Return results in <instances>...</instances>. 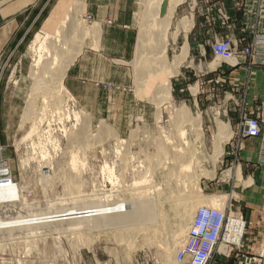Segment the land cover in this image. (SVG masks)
Masks as SVG:
<instances>
[{
    "label": "rangeland",
    "instance_id": "obj_1",
    "mask_svg": "<svg viewBox=\"0 0 264 264\" xmlns=\"http://www.w3.org/2000/svg\"><path fill=\"white\" fill-rule=\"evenodd\" d=\"M10 1L18 2L23 25L18 32L19 43L2 57L0 63V183L10 179L22 189L20 196L23 199L22 208L13 202L1 205V217L7 220L28 217L73 205L107 206L117 200H126L125 206L131 210L129 187L148 175L153 179L146 195L157 206L159 219L154 224H144L138 219L129 228L110 224L94 227L92 221L88 222V227L79 230H71L66 224H50L28 231L0 232V264H175V254L183 246L192 220L177 239L171 262H167L161 245L171 243L174 238L171 235L180 221L177 214L181 202L178 201L184 199V204L189 205L200 197L204 201L195 206L192 219L199 208L205 207L224 211L225 223L235 219L242 225L239 241L232 240L231 235H221L209 264H216L220 256L230 260L233 255L240 264H264V197L258 240L253 250L246 253L245 239L250 223L238 210L237 192L234 191L236 179H241V171L235 166L243 140L261 138L258 164L264 165V89L251 107L245 85L234 88L226 83L228 80L224 83L219 76H214L219 67L214 70L213 65L210 66L214 71H208L210 75L205 76L203 67L190 65V60L176 64L182 42L172 33L176 32L186 0L172 12L163 54L162 62L170 71L169 100L158 108L138 89L141 75L137 71L150 58L147 54H136V40L134 56L126 62L100 57L88 60L82 73L86 79H92L94 82L90 84L103 90L104 95L98 100L99 104L92 107H80L74 98L65 103L63 123L52 118L50 113L43 116L41 96L33 94L32 80L28 77L34 64L29 46L58 0H0V5ZM79 1H83L84 6L81 3L76 12V8L69 10L68 19L74 18L76 23L89 30L101 29L102 35L101 25L88 4L90 0ZM134 1L138 34L146 0ZM217 12L222 14L221 10ZM100 23L106 27L114 24L112 19ZM101 35L99 31V34L77 42L82 47L78 57L88 44H93L95 48L88 47L100 52L99 44L103 46L105 38ZM226 40L231 41L232 56L229 59L216 57L213 46ZM210 49L217 65L228 67L226 74L242 64L248 65V70L255 67L264 70V33L254 34L241 48L230 38H220L210 44ZM156 62L151 60L154 66L158 65ZM112 66L115 67L114 77L102 81L107 67L113 70ZM194 72H200L199 77L194 76ZM205 77L210 78L203 80ZM198 79L213 84L205 89L196 84ZM30 102H34V111L24 115ZM33 115L50 121L41 126L45 137L38 139L34 135L24 139L30 123L22 125L21 120ZM75 115L89 117V129L95 135L93 144L87 145L85 141L71 144L67 139L66 132L75 128ZM250 120H256L260 126L257 136H248L245 132V124ZM219 124L227 125L231 136L221 145L218 155ZM183 161L190 163V170L185 173L192 175V179L183 176L177 180L171 176V173H178ZM204 172L208 176H202ZM194 175L200 178L196 180ZM214 197L219 198L215 200ZM73 199L76 201L72 202ZM116 227L120 229L115 230Z\"/></svg>",
    "mask_w": 264,
    "mask_h": 264
},
{
    "label": "bare ground",
    "instance_id": "obj_2",
    "mask_svg": "<svg viewBox=\"0 0 264 264\" xmlns=\"http://www.w3.org/2000/svg\"><path fill=\"white\" fill-rule=\"evenodd\" d=\"M181 1L182 0H146V7L139 25L136 54L138 56L147 54L150 59L142 63L144 66L137 71L141 75L138 89L141 90L144 96L150 97L158 108L164 102L168 101L170 97V71L167 65L162 61L164 60L163 54L166 50L167 31L173 18L172 11ZM82 2L79 0H58L49 18L42 24L41 30L39 28L40 32L34 36L29 46V50L34 57V64H32L33 67L28 76L32 80L31 91L33 94L41 96V112L43 116H45L46 113H50L52 118H56L57 121L61 123L64 121L62 118L65 116V103L73 101V97L64 88L62 81L66 76V72L73 65L82 50V47L77 44V42H81L85 38H91L99 34L100 31L98 28L89 30L84 25L76 23L74 18L68 19L69 10L76 8V12L78 6L81 5ZM62 26L64 27L61 29ZM150 34L152 38H150ZM147 48L150 49L148 50ZM151 60L157 61L158 65H152ZM175 62L176 64L178 63L177 61ZM174 73H176L175 70ZM27 107L28 109L24 115L33 113L34 102H30ZM88 119L89 117L87 115L83 118L77 115L74 116L75 128L66 132L67 139H69L71 144L82 141H85L87 145L94 143L95 135H93L89 129ZM45 121L48 122L44 117L38 118V115H33L29 119L23 117L21 120L22 125L26 122L30 123L29 132L24 136V139H31L34 135L38 139L45 137L43 136L44 130L42 131L43 133L41 132V126ZM62 128V131L65 133V127L62 126ZM229 135L230 132L224 125H217L218 155L220 154L221 145L229 138ZM32 145L35 146V144ZM40 145L41 142L37 143L38 147ZM172 158L173 157H170L171 160ZM72 162L74 161L72 160ZM190 167L189 162L183 161L180 163L181 169L178 173L176 175L171 173V176H174L177 180L179 178L181 179L183 176L192 179V175H187L188 173H185L187 170H190ZM206 174L207 173L204 172L203 175H201L206 177L208 176ZM193 178L197 180L200 177L194 175ZM152 179L151 176H144L129 187L128 193L130 198H128V201L130 202L131 210H129V207L125 206L126 200H117L114 204L107 206L73 205L65 209H55L28 217L18 216L9 220L2 218L0 212V232L8 233L16 229L28 231L32 227L36 228L50 224H66L71 230H79L82 227H88V222L90 223L92 221L91 224H93L94 227L110 224L129 228L133 226V221L138 219H141L144 224H154L157 219H159L158 208L154 202L148 200L146 195L149 191L148 187L151 185ZM21 190L20 186L13 184L11 181L0 183V206L4 203L13 202L16 203L15 205L22 208L21 203L23 198L20 196ZM214 198L217 200L219 197ZM201 200L204 201L202 197H200V199H194L189 205L184 204V199L178 201L181 202L183 206L181 207V204L179 206L180 212L177 215L180 221L177 229L171 235L174 238L171 243H163L161 245L167 262H171L170 257L175 248V244L178 242L177 239L184 234L183 232H185L184 229H186L187 223L190 219L192 220L195 206L200 203ZM75 201L74 199L72 200V202ZM214 204L215 203H213V206ZM119 229L120 227H116L115 230Z\"/></svg>",
    "mask_w": 264,
    "mask_h": 264
},
{
    "label": "crops",
    "instance_id": "obj_3",
    "mask_svg": "<svg viewBox=\"0 0 264 264\" xmlns=\"http://www.w3.org/2000/svg\"><path fill=\"white\" fill-rule=\"evenodd\" d=\"M88 4L91 5V9L93 8L92 14L101 25L102 35L105 38L103 46L99 44L100 52L89 48L90 44H88L84 48L85 52L77 57L68 69L63 80L66 90L80 107L96 106L99 104L98 100L102 98L101 95H104L103 90L90 84L94 81L86 79L82 73L88 60L92 57H100L126 62L134 56L138 35L135 29L134 0H90ZM20 10L17 1L0 5V63L2 57L12 52L19 43L18 32L23 25L20 21ZM218 10H221L222 14H219ZM181 15L176 32L172 33L182 42L177 62L180 63L184 59L190 60V65L203 67L205 73L202 74L205 76L210 75L208 71H214L219 67V71L215 72L214 76H219L224 83L228 80L229 82L226 83L234 88H242L245 85L244 90L248 91V104L251 107L254 106V102L261 97L264 89V70L256 67L248 70V65L242 66V64L238 69L226 74L228 67L224 64L217 65L212 56L210 44L220 38H230L241 48L251 41L254 34L264 33V0H186V6L182 9ZM106 19H112L114 24L109 27L103 26L100 22ZM90 47H94L93 44ZM212 65L214 70L210 67ZM108 68L103 74L102 81L114 77L115 67L112 66L113 70ZM198 74L194 72V76L199 77ZM209 78L205 77L203 80ZM203 80L198 79L196 84L209 89L213 83H206ZM97 81L95 82L98 83ZM224 127L230 132L227 125ZM234 130L236 131L235 126ZM230 136L231 132L229 138ZM260 148L261 138L243 140L242 149L238 152L239 161L235 166L241 171V179H236L234 185L238 200L236 206L242 212L243 218L250 223L245 239L246 253L253 250L259 236V221L264 197V165L258 164V159L261 158ZM233 256L230 260L220 256L216 264L226 262L240 264L239 260L235 261Z\"/></svg>",
    "mask_w": 264,
    "mask_h": 264
},
{
    "label": "built area",
    "instance_id": "obj_4",
    "mask_svg": "<svg viewBox=\"0 0 264 264\" xmlns=\"http://www.w3.org/2000/svg\"><path fill=\"white\" fill-rule=\"evenodd\" d=\"M213 52L218 58L229 59L233 54L231 41L216 42ZM259 131L260 126L256 120H250L245 124V132L248 136H257ZM6 181L11 180L7 179L1 183ZM223 233L226 237L231 235L232 240L239 241L242 234L241 222L230 219L225 223L224 211L199 208L187 229L183 246L175 254V264H209L213 250Z\"/></svg>",
    "mask_w": 264,
    "mask_h": 264
}]
</instances>
